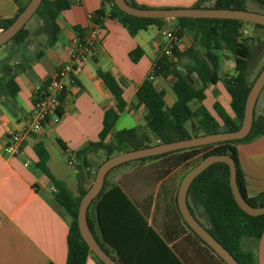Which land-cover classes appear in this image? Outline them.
Returning a JSON list of instances; mask_svg holds the SVG:
<instances>
[{"label":"crops","instance_id":"1","mask_svg":"<svg viewBox=\"0 0 264 264\" xmlns=\"http://www.w3.org/2000/svg\"><path fill=\"white\" fill-rule=\"evenodd\" d=\"M67 1L69 8L61 11L54 20L58 33L53 43L49 44L48 20L32 16L36 18L31 17L26 23L29 34L23 42H8L0 47V78L4 77V69L10 67L11 70L5 77L12 76L18 88L13 96L0 95V264H65L66 237L71 217L56 201L52 182L36 168L38 158L34 146H43L48 155L47 168L56 179L66 184L73 196H78V190H87L90 187L92 174L105 160L102 161L99 154L104 150L96 149L87 154L89 169L82 166L74 152L98 140L104 112L107 109H116L113 95L97 76L96 70L109 73L120 84L125 102L123 111L119 113L115 125L104 141L110 143L113 140L114 133L119 131L115 128L117 122L123 113H127L136 121L134 128L137 132L148 136L151 145L159 143L156 135L148 130L144 120V107L136 106L135 94L140 84L148 78L167 44L162 33L170 31L174 34L178 21L164 20L130 35L117 18L107 17L111 10V3L108 1ZM133 1L145 8L178 9L192 8L199 0ZM246 7L247 10L257 13L263 14L264 11V6L255 0H248ZM100 10L104 11L100 25L96 23V18L94 21L87 19L88 13L97 15ZM16 12L17 5L13 0H0V19L13 18ZM90 28L95 29L96 44L88 55L85 66L76 72L66 88L58 110L62 115L60 121L57 124L50 122L39 134L28 136L22 143L19 155H7L4 151L7 131H22L26 127L35 97L54 76L58 67L68 60L69 50ZM76 29L81 30V34ZM241 34L243 38L264 41V28L256 27L252 23L243 24ZM173 46L181 53L179 59L172 60L177 63L176 70L182 74L186 72L187 66L192 65V60L184 53L188 48L193 47L202 55L187 31H183ZM135 49L139 50L136 61L130 54ZM215 53L218 57L217 73L220 80L216 84L203 85L191 73L190 79L195 88L203 89L204 99L201 103L191 101L189 107L194 110L201 104L223 128L213 105L218 103L231 119L235 117L222 83L223 76L234 73V59L222 47ZM152 81L162 95L163 110H168L176 99L172 90L176 78L167 73L163 77L153 75ZM256 107L257 103L254 112ZM186 126L189 128V123ZM235 148L245 195L247 198H255L264 193V134L237 143ZM177 156L175 153L144 162L120 164L106 175L105 189L113 185L120 187L132 203L146 213L147 225L167 246L175 247L177 256L183 262L199 264L196 250L193 251L183 241L189 230L177 215V205L175 207L177 189L185 173L182 169L189 162L184 160L174 166ZM137 169L146 170L152 180V187L139 184L128 176ZM162 184H165L164 190H160ZM148 188L153 190H147ZM187 205L196 210L188 195ZM198 218L202 220L201 217ZM95 234L102 243L96 225ZM103 244L115 256L113 249L106 243ZM239 249L251 256L253 264H264V231L259 238L243 237ZM85 264L98 262L93 254H89Z\"/></svg>","mask_w":264,"mask_h":264},{"label":"trees","instance_id":"2","mask_svg":"<svg viewBox=\"0 0 264 264\" xmlns=\"http://www.w3.org/2000/svg\"><path fill=\"white\" fill-rule=\"evenodd\" d=\"M13 1L17 5L16 15L10 19H0V30L5 29L11 24L29 0ZM105 1L111 3V10L107 14V17L117 18L130 35L146 29L151 24H160L164 21L163 19L130 16L119 10L113 4V0ZM125 1L132 7L145 8L138 6L133 0ZM247 1L199 0L193 8L247 10ZM255 1L264 6V2L260 0ZM69 6L67 0H41V3L36 9L34 16L44 17L48 20L49 44L55 41L56 34L58 33L54 22L56 16L61 11L68 9ZM96 16V23L100 25L103 18L101 19L99 17H104V11H98ZM176 20L178 21V27L174 31L176 39L181 37L183 31H187L200 48L202 55L200 56L193 47L188 48L184 53L192 60V65L187 66L186 72L182 74L176 70L177 63L172 60H177L181 56L177 48L172 47L171 56H166L161 53L152 67V73L156 77H163L167 73H171L176 78L172 87L176 99L173 105L164 111L162 95L154 87L153 81L146 78L140 84L135 94L137 100L136 106L142 105L144 107V120L146 121L148 130L156 135L159 143L184 140L219 131L237 130L242 121L248 91L263 67L255 74L254 79L249 82V62L254 48L260 41L242 37L241 27L244 24L243 21L208 18H177ZM254 25L264 28V26L258 24ZM76 31L78 34H81V30L76 29ZM28 34L29 31L26 29L25 24L8 42L19 44L24 41ZM219 47L228 50L234 59V73L223 76L222 83L230 98V108L235 117L231 119L218 103H214L213 105V109L222 123L223 128H221L217 119L212 117L201 104L194 110H191L189 107L191 101L195 100L201 103L204 99L203 89L194 87V82L190 79L191 73H194L198 81L203 85L207 83L216 84L220 80L217 73L218 57L215 53ZM138 51V49H135L130 53L134 56V61L138 59ZM10 70V67L4 69V77L0 78V95L13 96L18 91L13 77H5V75L9 74L8 72ZM96 74L113 95L116 101V109H107L104 112L98 140L74 152V156L87 169L90 168L87 154L93 150L103 149L106 153L105 159H107L118 153L137 150L151 145L149 137L137 132L136 128L116 131L110 143L104 141L115 125L119 113L123 111L125 102L122 98L120 84L109 73L98 69L96 70ZM187 123H189V128L186 126ZM262 134H264V106L263 115L256 117L254 112L251 129L248 135L241 140L224 141L189 149H181L137 160L157 159L176 153L178 156L175 158V163L173 162L174 166L184 160H189L182 169L183 172H187L206 156L212 154H228L234 160L237 185L242 196L252 206H264V193L259 194L255 198L246 197L235 148L237 143L251 140ZM61 146L66 150L62 144ZM34 152L38 158L35 164L36 168L52 182L56 201L71 217V223L66 237L67 252L65 264H85L88 255L92 253L81 238L77 228L76 218L80 198L86 190H78V196H73L66 187V184L56 179L47 168L46 162L48 155L43 146L36 144L34 146ZM95 172L92 174V178H94ZM87 173L90 174L89 171ZM105 185L106 181L104 180L100 193L88 206L86 219L100 247L117 264H186L177 256L175 247L167 246L157 233L147 225L146 213L132 203L120 187L113 185L105 189ZM163 186L165 184L161 185V189H163ZM187 195L192 199L196 209L194 210L188 206L190 213L208 233L239 264H253L251 256L248 253H242L240 251L239 244L243 237L259 238L262 235L264 231V214L249 216L237 206L229 186L228 166L222 162L208 166L192 180ZM176 211L178 217L189 230L187 237L183 241L193 251L196 250L199 264H226L187 226L179 214L177 207ZM196 213L198 216H196ZM198 217H201L202 220H199ZM95 225L100 232L102 243L95 234ZM103 243H106L113 249L115 256L110 254ZM94 258L98 264H103L95 256Z\"/></svg>","mask_w":264,"mask_h":264},{"label":"water","instance_id":"3","mask_svg":"<svg viewBox=\"0 0 264 264\" xmlns=\"http://www.w3.org/2000/svg\"><path fill=\"white\" fill-rule=\"evenodd\" d=\"M41 0H29L24 9L16 16L9 26L0 30V47L16 35L34 15ZM113 4L125 14L138 18L151 19H177V18H208V19H232L264 26V14L249 10L215 9V8H178V9H155L136 8L129 5L125 0H113ZM264 87V65L253 81L244 104L243 117L240 127L235 131H219L212 134L198 135L184 140L157 143L137 150L112 155L105 159L96 169L92 184L80 198L77 211V228L81 238L86 243L90 252L103 264H117L98 244L91 232L86 219V213L91 201L100 193L106 174L114 167L137 160L167 152L189 149L208 144L224 141L241 140L248 135L254 115V107L257 98ZM222 162L229 169V186L237 206L249 216L264 214V206H252L242 196L236 180V166L233 158L228 154H212L206 156L196 165L190 168L182 176L176 194V205L183 221L208 245L215 254L226 264H239L235 258L225 250L208 231L194 218L187 205V193L192 180L208 166Z\"/></svg>","mask_w":264,"mask_h":264},{"label":"built area","instance_id":"4","mask_svg":"<svg viewBox=\"0 0 264 264\" xmlns=\"http://www.w3.org/2000/svg\"><path fill=\"white\" fill-rule=\"evenodd\" d=\"M96 14L88 13L87 19L94 21ZM103 18V17H99ZM167 39V44L162 49V53L171 56V49L175 43L176 36L170 32L162 33ZM96 44V32L90 28L82 40L78 41L68 52V60L60 65L54 76L47 82L42 90L35 97L28 124L22 131L8 130L6 134V144L4 151L9 156H17L21 153L24 140L30 135H37L42 132L50 122L57 124L62 115L58 113L61 106L62 97L65 94L68 84L72 82L73 76L82 69L88 55L91 54ZM148 79H153V73L148 75ZM26 166V163H24Z\"/></svg>","mask_w":264,"mask_h":264},{"label":"rangeland","instance_id":"5","mask_svg":"<svg viewBox=\"0 0 264 264\" xmlns=\"http://www.w3.org/2000/svg\"><path fill=\"white\" fill-rule=\"evenodd\" d=\"M263 14H264V11H263ZM32 18H36V17H32ZM244 24H250V23H244ZM262 55H264V41H260V43L253 50L252 57H251V60L249 62L250 63V67H249V76H248V78H249L250 81L254 79L255 74L260 70V68L264 64V57L262 58ZM256 103H257V107L255 109V115L257 117V116L263 115L264 87H263V89H262V91H261ZM136 125H137L136 121L134 120L133 117H131L127 113H123L121 118L117 122L115 128H117L118 130H120V129H130V128H134ZM103 153H104V155L102 156ZM99 154L101 155L100 159L102 158L101 160L103 161L105 159L103 157L106 156L105 151L104 152H100ZM147 160H149V159H147ZM134 161L144 162L143 160H133V161H129V162L123 163L122 165L131 164L130 162H134ZM145 171L146 170H144V169H142V170L141 169H137V170L131 172L130 174H128V176L132 177L134 179V181H136L137 183L146 185L147 187L150 188V187H152V180L150 178V175L147 174V172H145ZM149 188L147 190H153V188L152 189H149ZM160 190H164V189H160ZM204 225L206 226L205 223H204Z\"/></svg>","mask_w":264,"mask_h":264}]
</instances>
